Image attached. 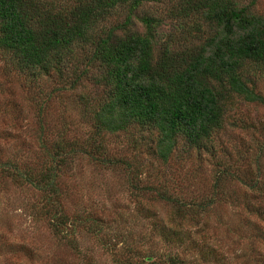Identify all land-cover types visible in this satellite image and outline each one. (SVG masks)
<instances>
[{"label":"rangeland","instance_id":"obj_1","mask_svg":"<svg viewBox=\"0 0 264 264\" xmlns=\"http://www.w3.org/2000/svg\"><path fill=\"white\" fill-rule=\"evenodd\" d=\"M240 1L264 15V0ZM181 8L182 0H160L146 3L134 14L133 30L141 33L142 16L161 22L156 59L168 45L175 53L193 52L215 34L201 15L181 18ZM127 14L123 7L104 15L100 19L104 33L121 24ZM71 55L77 63H65L71 68L65 80L75 81V75L86 69L90 72L79 79L75 89L62 90L65 81L61 78H34L7 62L0 52V166L6 165L0 168V264L158 263L175 253L160 241L157 229L160 220L169 221L173 215L172 206L160 199L162 195L186 202L214 198L216 202L220 197L200 225L195 221L185 225L186 230L199 233L195 256L179 249L189 264H264V104H250L238 97L224 130L213 139L215 152L187 153L181 140L170 165H164L156 154L158 134L132 129L105 133L90 145L102 161L87 156L68 160L58 181L62 204L72 219L91 221L75 230L76 247L69 238L54 235L48 220H41L43 215L34 208L41 209L46 195L16 178L15 167L51 168L54 158L49 156L61 137L84 143L92 135L94 111L108 90L101 84L104 70L88 64V46ZM257 89L264 96V76L256 80ZM223 163L241 170L245 177L254 175L261 186L254 192L229 178L221 196H216L215 178ZM211 251L218 258L206 256Z\"/></svg>","mask_w":264,"mask_h":264},{"label":"trees","instance_id":"obj_2","mask_svg":"<svg viewBox=\"0 0 264 264\" xmlns=\"http://www.w3.org/2000/svg\"><path fill=\"white\" fill-rule=\"evenodd\" d=\"M150 2L160 0H0V52L7 62L34 78H61L65 81L62 90L75 89L79 79L90 72L86 69L78 77L74 72L75 81L65 80L66 73L71 72L67 65L77 63L71 54L83 46L90 47L88 64H98L104 70L101 84L108 88L107 95L94 111V129L87 141L74 143L61 137L49 156L54 158L51 168L15 167L16 178L32 183L46 195L41 209L34 206L43 215L41 220H48L54 235L69 238L74 247L75 230L91 218L72 219L62 204L58 181L68 160L87 156L102 161L90 151L91 144H97L105 133L138 129L158 134L157 157L170 165L181 140L186 143L187 153L215 152L213 139L224 130L236 97L250 104H264V96L256 90V80L264 76V15L240 0H182L179 16L184 19L201 15L215 34L193 52L175 53L168 45L156 59L160 20L144 15L139 19L144 32L133 30L134 14ZM123 7L128 9L126 19L104 33L100 19ZM43 149L49 153L45 145ZM10 168L13 165L9 164ZM242 174L223 163L213 193L221 196L223 183L230 179L251 191L259 189L260 180ZM160 199L173 209L169 221L157 224L160 241L175 253L153 264H189L179 249L195 256L199 233L193 234L185 225L194 221L200 225L220 197L216 202L215 198L210 202H186L163 195ZM99 225L96 227L101 231ZM210 254L218 258L214 251L206 256ZM148 257L155 259L154 255Z\"/></svg>","mask_w":264,"mask_h":264}]
</instances>
